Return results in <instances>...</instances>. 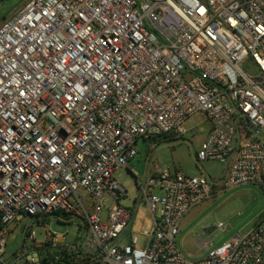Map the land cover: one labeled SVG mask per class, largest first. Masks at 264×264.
Returning <instances> with one entry per match:
<instances>
[{"label":"built area","instance_id":"2783aa9c","mask_svg":"<svg viewBox=\"0 0 264 264\" xmlns=\"http://www.w3.org/2000/svg\"><path fill=\"white\" fill-rule=\"evenodd\" d=\"M197 114L208 128L196 161L223 163L222 187L264 191V0H23L0 11V264H264L260 225L200 260L178 249L180 220L210 196L203 171L137 180L151 226L120 241L132 212L113 173L139 140L183 135ZM47 217L77 220L76 234L48 228L36 243L31 226ZM21 219L30 249L48 252L3 261L7 226Z\"/></svg>","mask_w":264,"mask_h":264},{"label":"rangeland","instance_id":"374dc122","mask_svg":"<svg viewBox=\"0 0 264 264\" xmlns=\"http://www.w3.org/2000/svg\"><path fill=\"white\" fill-rule=\"evenodd\" d=\"M22 1L1 0V14L11 13ZM197 122L199 125H195ZM185 127L192 129L178 137L166 135L139 140L138 153L130 160L128 170L124 168L116 170L113 178L126 190L125 194L119 197L118 203L132 212L131 223L123 232L121 240H125L130 234H135L140 241L142 239L140 232L151 226V214L145 201L139 198L137 180L143 181L145 176H153L158 170L169 173L178 171L185 175L205 172L210 180V196L189 209L179 223L180 232L175 237L178 249L187 259L200 260L209 250L222 244L233 234L248 231L259 225L264 227V191L250 183L222 187L220 178L224 164L212 159L199 163L194 157V151L206 135L208 121L203 115L197 114ZM261 131L264 132V129ZM153 192L159 193L160 189L155 187ZM79 194L88 203L87 195L83 191H79ZM87 208L91 212L89 205ZM76 223L75 219L55 222L47 217L42 227L36 224L31 226L35 231V242L40 244L45 239V229L48 228L55 232L66 231L68 240H71L77 232ZM218 223H221L224 229L217 227ZM25 226L26 219L7 226L6 245L1 256L3 261L12 258L14 254H20L25 248L28 249L27 259L38 257L39 252L30 249L32 240L25 238L23 240ZM86 233L87 229L84 228L83 234ZM206 244L209 245L208 249L205 247Z\"/></svg>","mask_w":264,"mask_h":264},{"label":"trees","instance_id":"16d2710c","mask_svg":"<svg viewBox=\"0 0 264 264\" xmlns=\"http://www.w3.org/2000/svg\"><path fill=\"white\" fill-rule=\"evenodd\" d=\"M9 13H2L1 14V17H5L6 15H8ZM166 135H158V136H155V137H165ZM154 137V138H155ZM58 215V214H57ZM68 219H69V217H68ZM46 250L45 252L43 251V250ZM35 250H37L38 252H39V255H43L44 253H47L48 251H47V248H43V246L42 247H38V246H35ZM42 250V251H41Z\"/></svg>","mask_w":264,"mask_h":264},{"label":"water","instance_id":"95a60500","mask_svg":"<svg viewBox=\"0 0 264 264\" xmlns=\"http://www.w3.org/2000/svg\"><path fill=\"white\" fill-rule=\"evenodd\" d=\"M248 127L254 134L259 135V136L262 135L258 130L252 128L251 126H248ZM23 240H24V232H23Z\"/></svg>","mask_w":264,"mask_h":264},{"label":"crops","instance_id":"0c3cea01","mask_svg":"<svg viewBox=\"0 0 264 264\" xmlns=\"http://www.w3.org/2000/svg\"><path fill=\"white\" fill-rule=\"evenodd\" d=\"M183 217H184V216H183ZM182 219H183V218H182ZM182 219H181V220H182ZM181 220H180V222H181ZM179 232H180V231H179ZM121 237H122V235H121ZM127 237H128V236H127ZM127 237H126V239L123 240V241H126V240H127ZM120 241H122L121 238H120Z\"/></svg>","mask_w":264,"mask_h":264}]
</instances>
